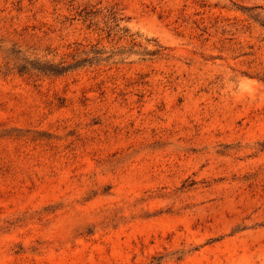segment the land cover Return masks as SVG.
Segmentation results:
<instances>
[{"label": "rangeland", "instance_id": "rangeland-1", "mask_svg": "<svg viewBox=\"0 0 264 264\" xmlns=\"http://www.w3.org/2000/svg\"><path fill=\"white\" fill-rule=\"evenodd\" d=\"M0 264H264V0H0Z\"/></svg>", "mask_w": 264, "mask_h": 264}]
</instances>
